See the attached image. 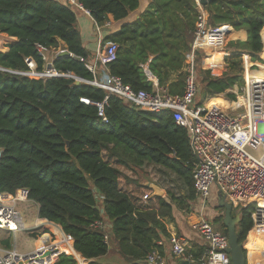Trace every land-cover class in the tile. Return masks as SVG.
<instances>
[{
    "label": "trees",
    "instance_id": "1",
    "mask_svg": "<svg viewBox=\"0 0 264 264\" xmlns=\"http://www.w3.org/2000/svg\"><path fill=\"white\" fill-rule=\"evenodd\" d=\"M76 1L98 26L108 22L109 16L113 19V25L104 28L102 40L118 46L115 59L107 65L109 74L135 91H151L152 83L142 67L147 65L160 88L170 95L182 94L185 56L198 16L196 0H148L131 20L128 17L139 8L140 0ZM206 1L202 9L211 26H226L232 38L242 35L233 31L245 30L246 40L228 43L232 54L224 59L226 71L217 75L199 68L201 51L197 50L195 85L197 89L198 83L204 85L205 96L225 94L234 99L227 91L243 85L240 53L255 60L263 51L264 0ZM77 11L81 10L65 0H0V34L15 39L6 45V52H0V193L27 191V200L37 205L38 218L58 225L72 239L71 246L58 227L43 221L56 234V241L51 242L49 235L37 240L40 234L32 233L39 250L54 245L72 253L78 264H85L82 258L88 264H104L101 258L113 250L127 264H146L148 254L162 251L157 241L169 235L166 222H174L173 206L186 209L197 198L186 130L174 123L169 112L141 111L117 96L109 97L104 117H99L96 106L80 99L101 103L104 91L76 85L70 78L42 81L11 73L25 71L26 58L41 70L43 61L36 47L57 49L61 43L83 62L55 58L54 67L92 80L84 63L93 55L81 41ZM3 38L0 35V44ZM222 56L216 50L205 62L220 70ZM172 74L177 79L168 84ZM142 175L164 195L150 197ZM235 211L240 217L236 233L243 243L245 264H264V239L252 234V206ZM96 221L107 222L109 229L94 228ZM214 222L226 235L222 217ZM2 245L10 249V239ZM191 253L198 259L202 248ZM74 257L61 253L53 264H76Z\"/></svg>",
    "mask_w": 264,
    "mask_h": 264
},
{
    "label": "built area",
    "instance_id": "2",
    "mask_svg": "<svg viewBox=\"0 0 264 264\" xmlns=\"http://www.w3.org/2000/svg\"><path fill=\"white\" fill-rule=\"evenodd\" d=\"M65 1L71 7L89 16V13L76 0ZM196 3L198 16L195 22V36L190 51L185 56L186 77L181 95H170L161 89L157 79L146 66L142 67L148 81L152 83L151 91H135L124 84L120 77L109 74L107 65L115 59L118 46L114 42L104 44L101 35L104 28L111 27V21L98 26L92 20L99 38L98 48L94 59L84 63L85 68L92 74V80L80 79L57 70L53 60L59 51L54 52L53 48L40 45L36 48L43 61L41 70L37 69L32 59L26 58L24 63L27 69L11 73L42 81L70 78L98 88L106 93L101 103H93L86 98H81L80 102L96 106L99 117H104L103 110L110 96H117L141 111L153 114L171 113L174 123L187 132L189 147L194 157L192 178L197 199L203 203L206 202L210 198L212 188L215 187L218 195L224 196L233 209L252 206L250 214L252 229L264 228V77L253 74L257 72L253 70V65L259 66L260 71L264 65L253 64L248 54L241 55L243 85L234 86L227 91L234 95V99H228L223 95L227 103L225 107H212L209 103L211 98H205L198 103L196 101L198 89L194 75L195 53L197 50L214 48L224 50L227 27L211 26L207 22V13L198 0ZM49 51L53 53L51 59L46 56L49 55ZM229 55L230 53L223 52L222 61ZM260 60L264 63V51L260 54ZM80 62H83V59L80 58ZM143 199H147V196ZM22 201H27L25 190H18L14 195L0 193V230H5L11 235H14L16 231L27 230L17 210V203ZM92 226L109 229V224L103 221H96ZM191 229L203 242L202 254L198 259L191 253L192 247L189 241L177 234L169 235L166 243L163 240L157 241V245L164 248L167 244L168 254L171 261L175 263L184 260L192 264H231L227 253V236L222 230L215 228L212 221L201 218L191 225ZM64 237L68 242L72 241L70 236ZM107 240L108 237L105 234V243ZM54 247L56 246L47 249L51 250ZM37 250L31 254H19L15 251V246L12 250L1 247L0 264H53L55 262L57 256L52 254L26 263L28 258L41 254L42 251ZM146 264H168V260L163 251L154 250L146 257Z\"/></svg>",
    "mask_w": 264,
    "mask_h": 264
},
{
    "label": "rangeland",
    "instance_id": "3",
    "mask_svg": "<svg viewBox=\"0 0 264 264\" xmlns=\"http://www.w3.org/2000/svg\"><path fill=\"white\" fill-rule=\"evenodd\" d=\"M263 6H264V1H263ZM80 15H84V14L81 13L80 11H77V16L79 17ZM85 26H87V28H89V30H90L89 35H91L90 37L92 38L93 43H95V41H97V36L98 35H97L96 31H95V27L92 26V24H91V22H89L88 18L86 19ZM226 37H228V39H226V45L224 46V50L221 49V48L200 50L201 51V55L199 56V59H198V66H199L200 69L210 70L212 75H217V72L220 73V71H222V72L226 71V63L228 61H222L220 70L212 68L211 66H209L205 62L206 58H208V55L210 53L212 54L216 50L219 51V52L222 51V54H223V52H225V53L228 52V53L232 54L230 52V48H229L228 43L234 41V40H232L233 34L230 33V32H227L226 33ZM6 39L8 40V38H3L2 39V42L0 44V49H1V47H5L6 46V43H7V42H5ZM261 40H262V37H261ZM262 43H263V41H262ZM63 49H66V48L64 47L63 44L60 43L59 47L57 49H52V50H54V52H58V51L60 52ZM263 51H264V43H263ZM48 53H49V55H46V56H48V58L51 59L53 57V53H51V51H49ZM243 54H245V53H240V55H243ZM250 61L253 64H262V65H264V63L260 60V55H259V59H255L254 60V59L250 58ZM253 70L260 71V67L253 65ZM197 80L200 82V79H197ZM198 84H199L198 85L199 87H198V92H197V97H196V101L198 103L201 102L205 98L216 99L215 97H218L220 99H224L223 95H225V94H222V95H206V96L203 95V86L204 85L202 83H198ZM140 178H141V183L144 186H145L146 183H149V184H152V185H156L153 182H151L149 180V178H147L144 175L140 176ZM151 194H152V191L150 193V197H151ZM217 197H218V192H217V190L214 187V188H212V192H211L210 198L204 203L196 198V201H194L192 204H190V206H188L186 209L179 210L175 206H173V213H174L173 215H174V221L175 222H173L172 225H173L174 229L177 230V231L178 230L182 231V227L179 226V228H178V225H176L177 224V220L185 222L186 225L188 226L190 223L194 222L196 219H198L200 217L204 218L206 220H210V221H214V219H216L218 217H223V210H220L216 206L217 205ZM25 204H26V202L25 203H23V202L22 203L21 202L17 203V210L19 211V213H20V215L22 217V220L25 223V228L28 229V224H27V221H26V218H25V214H24L23 209H22V206L25 205ZM25 210L29 211L30 207H28V206L26 207V205H25ZM233 214L234 215L236 214L235 209H233ZM167 223H169V222H167ZM218 227H219V225H218ZM59 230H60V233L64 237L65 234L62 232L61 229H59ZM43 231H46V230L39 229V230H37L35 232L33 230L32 231L24 230V231L18 232L15 235H11L9 232H7L5 230H0V248L1 247L4 248L3 245H2V241H4V240L9 238L10 239V249H8V250H12L14 248V246H15L17 251L21 252V253H27L29 251H32L34 249V247H36L35 239L32 237V235H33L32 233L40 234V236H39V238L37 240H39L43 235H49L50 239H51V242H55L56 241V234H54L52 232L53 230L47 231V234L43 233ZM70 243L72 245V241H70ZM53 246L54 245H49V246L46 247V249L40 250V251H42L41 255L45 254L46 251H48L47 248H51ZM4 249H6V248H4ZM60 253H65L67 255H72L74 257V255L72 253H66V252H62V251H60ZM74 259L76 261V258H74ZM100 262H102L104 264H127L126 261L123 258H121V256L117 255V253L115 251H113V250L110 253H108V255H106L105 257L101 258ZM76 264H78V263L76 262ZM85 264H87L86 261H85Z\"/></svg>",
    "mask_w": 264,
    "mask_h": 264
},
{
    "label": "crops",
    "instance_id": "4",
    "mask_svg": "<svg viewBox=\"0 0 264 264\" xmlns=\"http://www.w3.org/2000/svg\"><path fill=\"white\" fill-rule=\"evenodd\" d=\"M148 4V0H140V6H139V8L136 10V11H134V12H132V13H130V15H129V17H128V19H134V18H136L142 11H143V9H145V7H146V5ZM81 13H83L84 15H80L79 17L77 16V27H78V30H79V32H80V38H81V41H82V43H83V45H84V47L93 55V58L92 59H90V60H88V61H92L93 59H94V56H95V53H96V50H97V48H98V36H97V41H95V43H93V40H92V38L90 37L91 35H89V32H90V30H89V28H87V26H85V23H86V19L88 18V20H89V22H91V24H92V26L94 27V23H93V21H92V18L90 17V16H88V15H86L83 11H80ZM108 20L109 21H111V24L113 25V19H112V17L111 16H109V18H108ZM233 33H236V34H242L241 36L239 35L238 37H235V38H232V40H234V41H237V40H239V41H245L246 40V31L245 30H241V31H239V32H237V31H233ZM1 36H3L4 38H8V40L6 39V41L5 42H7L6 43V45L7 44H9V43H11L12 41H14L15 39H12V38H9L7 35H5V34H0ZM103 36H104V33H102V35H101V40H103ZM7 51V47L5 46V47H1V49H0V52H6ZM146 67H147V65H146ZM148 68V67H147ZM185 69V68H184ZM222 72V71H221ZM224 72V71H223ZM177 79V74H172L171 76H170V78L168 79V84L169 83H171V82H174L175 80ZM161 89H164L166 92H167V89L166 88H161ZM168 93V92H167ZM183 93V92H182ZM177 95V94H176ZM216 99H218V100H223V99H220V98H218V97H215ZM213 98H211V99H209V102L210 103H212V105H213V100H212ZM224 102H225V104H226V101H225V99H224ZM221 107H225V105L224 106H221ZM26 202V207L28 206V207H30V210L29 211H26L25 210V205H23L22 206V209H23V212H24V214H25V218H26V221H27V224H28V231H37V230H39V229H44V230H46V231H49L50 229L49 228H47L45 225H43V221H45L47 224H52V225H54V226H56V227H58L59 229H61L58 225H56V224H53V223H50V222H48L47 220H45V219H40V218H38V216H37V205L36 204H34L33 202H31V201H23V203H25ZM22 203V202H21ZM199 219H201V217L200 218H198V219H196L194 222H196V221H198ZM175 222V221H174ZM194 222H192V223H190L188 226L186 225V223L185 222H183V221H180V220H177V224L176 225H178V228H179V226L180 227H182V231H180V230H175L174 229V227H173V225H172V223H167L166 222V228H167V231H168V233H169V235H171V234H177V235H179V236H182V237H184L185 239H187L188 241H189V243H190V245H191V247H192V250L193 249H196V248H198V247H202L203 246V242H202V240L200 239V237L196 234V233H194L193 231H192V229H191V225L194 223ZM213 222V224H214V226H215V228H217V229H219V230H221L219 227H218V225L217 224H215L214 223V221H212ZM52 230V229H51ZM57 233V232H56ZM179 233V234H178ZM252 234L253 235H255V236H258V237H260V238H262V239H264V233H262L261 235L262 236H259V235H256L253 231H252ZM168 235V236H169ZM60 236V235H59ZM167 236V237H168ZM167 237H162L160 240H163L165 243H166V239H167ZM72 246V245H71ZM167 244L165 245V247L164 248H162V251L166 254V258H167V260H168V264H176L175 262H172L171 261V258H170V255L168 254V251H167ZM79 254V253H78ZM80 255V254H79ZM81 257V256H80ZM75 258V257H74ZM82 258V257H81ZM84 261H86L87 263L89 262V261H87V260H85L84 258H82ZM180 261V260H179Z\"/></svg>",
    "mask_w": 264,
    "mask_h": 264
},
{
    "label": "water",
    "instance_id": "5",
    "mask_svg": "<svg viewBox=\"0 0 264 264\" xmlns=\"http://www.w3.org/2000/svg\"><path fill=\"white\" fill-rule=\"evenodd\" d=\"M200 6H203L207 3L206 0H198ZM228 32V28L226 29V33ZM191 47V45H190ZM61 57H72L76 61H80V58L77 56H72V54L67 50H61L56 58ZM75 84H79V81L76 80ZM145 187L152 191L151 197H162L164 195V191L156 185H152L149 183L145 184ZM217 207L219 209H223V217H222V225L226 229V236L228 240V248L227 253L229 254V258L231 264H245V257L243 253V243L239 242V236L236 233V225L239 223L240 217L238 214L233 215V207L230 203H228L224 196L218 195L217 197ZM55 254L56 256L60 255L61 253L58 251L56 247L52 248L51 250L46 251L43 256H49ZM40 258V253L38 254ZM42 256V255H41ZM37 256L32 258H28L26 263H31L33 261H37ZM88 264V263H87ZM176 264H192L187 261L181 260L178 261Z\"/></svg>",
    "mask_w": 264,
    "mask_h": 264
},
{
    "label": "bare ground",
    "instance_id": "6",
    "mask_svg": "<svg viewBox=\"0 0 264 264\" xmlns=\"http://www.w3.org/2000/svg\"><path fill=\"white\" fill-rule=\"evenodd\" d=\"M226 39H228V37H226V35H225V40ZM254 75H256L257 77H264V67H262V70L261 71H257V72H254L253 73ZM210 103V102H209ZM210 105L212 106V107H221V106H226L227 105V103L225 104V102H224V99L223 100H218V99H213V105H212V103H210ZM48 228V227H47ZM50 229V228H49ZM51 230V229H50ZM252 231L256 234V235H259V236H262L261 234L262 233H264V228H253L252 229ZM55 232V231H54ZM18 232L16 231L15 233H14V235L15 234H17ZM56 233V232H55ZM58 234V233H57ZM58 235H60V234H58ZM60 237V236H59ZM46 246V245H45ZM41 247V246H40ZM42 247H44V246H42ZM37 248H39V247H37ZM37 248H34V249H37ZM16 251V250H15ZM17 253H19V254H22L21 252H18L17 251Z\"/></svg>",
    "mask_w": 264,
    "mask_h": 264
}]
</instances>
